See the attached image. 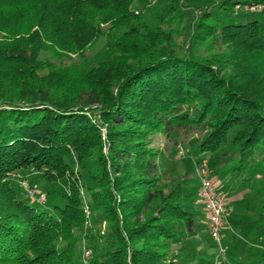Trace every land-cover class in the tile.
<instances>
[{
  "label": "trees",
  "instance_id": "obj_1",
  "mask_svg": "<svg viewBox=\"0 0 264 264\" xmlns=\"http://www.w3.org/2000/svg\"><path fill=\"white\" fill-rule=\"evenodd\" d=\"M135 1L0 0V264H85L83 237L87 264H215L175 252L206 216L155 135L247 188L216 264H264V9Z\"/></svg>",
  "mask_w": 264,
  "mask_h": 264
},
{
  "label": "rangeland",
  "instance_id": "obj_2",
  "mask_svg": "<svg viewBox=\"0 0 264 264\" xmlns=\"http://www.w3.org/2000/svg\"><path fill=\"white\" fill-rule=\"evenodd\" d=\"M161 0H156L154 3H149L148 0H137L134 3V8L139 10L140 12H143L146 17L151 16L152 12L154 13L156 10V7L158 6V3ZM264 2V0H248V2ZM147 7V10L144 8ZM191 25V14H188V17L185 22V28H190ZM187 33V32H186ZM187 38L185 36L179 38V44L182 47V51H185L187 49ZM197 138V136H194ZM152 146L159 151V161H160V170H168L165 178L168 179H184L187 180L189 183V187L191 188L195 184L199 183V171H200V164L195 162V157L192 154L193 148L187 145V140L183 139L181 137L176 138L174 141L166 138L161 135H155L154 140L152 142ZM179 146L183 148V152H179ZM207 165V163H205ZM208 166V165H207ZM209 168V167H208ZM210 170V168H209ZM211 173V170H210ZM214 174L211 173L212 178ZM215 183H216V189L218 191H222L224 193H227L230 197V202H232L229 209L231 210V213H228L226 215V221L224 224V227L221 231V243L224 246L228 237H233L231 234V228H232V219L234 218V212H239L236 208V204L234 200L240 199L242 197V194L247 190V188L242 189L241 192L235 193L233 191L232 187H221L222 182L220 180H217L215 177ZM230 186V184H229ZM235 187V186H234ZM241 189V187H240ZM253 195L247 196L246 198L249 199ZM255 196V195H254ZM198 199V198H197ZM253 198H250L252 201ZM258 197L254 198L253 200H257ZM199 205L201 204L200 200L198 199ZM87 207V206H86ZM202 207V205H200ZM88 209V207H87ZM89 210L88 215V225L85 228V235L87 233L89 234V231H92L93 228V222H92V212ZM201 210H203L201 208ZM86 214V213H85ZM206 216V213H205ZM264 221V219H263ZM106 230L105 223H101L100 225H97L95 228H93V232H98L99 234H103V232ZM87 238H82L78 244V251L81 254V258L84 259V252L85 250L89 249L87 247ZM183 248H176L175 252L185 250V254H189L190 256L192 254H195L198 256V258L202 260H207L209 253H215V264L216 263H222L224 260V255H220L218 253V245L217 242L214 241L210 236L206 229V218L202 220V224L200 226L199 231L196 234L189 235L185 241L183 242ZM210 260V259H208ZM205 262V261H204Z\"/></svg>",
  "mask_w": 264,
  "mask_h": 264
},
{
  "label": "built area",
  "instance_id": "obj_3",
  "mask_svg": "<svg viewBox=\"0 0 264 264\" xmlns=\"http://www.w3.org/2000/svg\"><path fill=\"white\" fill-rule=\"evenodd\" d=\"M156 0H148L149 3H154ZM237 9L245 12H259L264 9V2H250ZM137 13V11H135ZM179 152H183V148L179 146ZM199 187L198 197L206 213V229L211 238L217 242L218 253L223 255L225 248L221 243V231L226 221V215L230 206V197L227 193L218 191L214 185L210 170L205 163L199 166ZM26 195L39 203H44L46 196L43 192H38L30 188L26 182H22ZM85 213L88 217L89 210L85 206ZM90 256V250L84 252V263L87 264V258Z\"/></svg>",
  "mask_w": 264,
  "mask_h": 264
}]
</instances>
